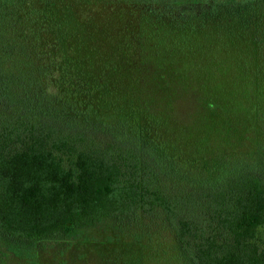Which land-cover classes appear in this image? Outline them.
<instances>
[{"label": "trees", "instance_id": "1", "mask_svg": "<svg viewBox=\"0 0 264 264\" xmlns=\"http://www.w3.org/2000/svg\"><path fill=\"white\" fill-rule=\"evenodd\" d=\"M117 9L204 32L253 90L252 115L208 96L197 123L180 121L150 99L171 94L172 73L150 76L128 48L111 61L128 84L84 69L66 17ZM263 87L264 0H0V264L59 259L98 227L132 237L140 264H264Z\"/></svg>", "mask_w": 264, "mask_h": 264}, {"label": "rangeland", "instance_id": "2", "mask_svg": "<svg viewBox=\"0 0 264 264\" xmlns=\"http://www.w3.org/2000/svg\"><path fill=\"white\" fill-rule=\"evenodd\" d=\"M98 13L91 18L94 19L91 24L74 21L72 16L66 17L69 34L67 43L73 50L72 57L84 69L94 74L107 69V75L110 70L111 85L128 84L121 82L127 77L125 71H121L116 78L113 76L114 69L122 67L124 62H111L128 48L136 56L139 55L137 58L142 66L150 68V76L155 78L161 72L172 73L170 76L174 86L170 84L171 94L166 95L153 88L150 99L157 103L160 110L173 111L180 121L197 123L200 113L194 107L206 104L208 96L230 104L226 106L228 109L235 105L234 116L243 115L247 119L252 115L253 104L247 102L251 99L247 92L253 90L248 91L250 87L239 86L238 77L237 86L243 89L236 87L233 77L236 65L224 51L209 41L204 32L178 28L150 15H142L139 20H135L128 9L102 10ZM132 99L133 94L123 97L125 101ZM107 101L105 106L112 108L113 102L120 100L112 97ZM128 108L131 107L122 106L126 111ZM228 111L224 108V113L218 119L225 118ZM206 113L204 107V115ZM86 235L89 238L87 243L75 242L69 248L65 244L58 245L56 249L61 252L60 258H56L53 253L47 254L42 259L44 264H55L56 260H63L64 264H110L113 260L120 264H140L141 250L132 237L115 235L105 227L90 229ZM150 235L151 242H159L156 245L167 246L172 241L170 234L162 230H151ZM110 237L112 240L108 241ZM170 249L173 251L172 246L169 247V261L172 260ZM150 256L154 257V254Z\"/></svg>", "mask_w": 264, "mask_h": 264}]
</instances>
